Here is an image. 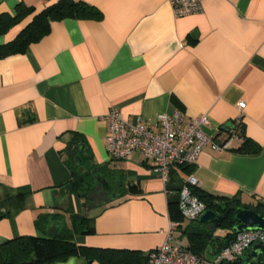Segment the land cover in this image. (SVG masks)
I'll list each match as a JSON object with an SVG mask.
<instances>
[{"label": "crops", "instance_id": "crops-1", "mask_svg": "<svg viewBox=\"0 0 264 264\" xmlns=\"http://www.w3.org/2000/svg\"><path fill=\"white\" fill-rule=\"evenodd\" d=\"M57 1L0 0V15L14 16L20 5L34 11L0 35V45ZM74 1L95 7L102 19L51 22L49 34L23 54L0 59V210L9 212L0 219V241L46 237L52 227L57 233L71 228L72 215H85L94 232L76 235L79 247L148 255L176 221L172 246L189 252L190 234L206 225L175 215L188 175L214 197L250 207L264 200V0H202L201 13L183 18L174 17L167 0ZM111 108L153 129L159 115L181 111L183 127L207 115L203 132L214 143H224L232 131L238 139L220 153L206 147L194 166H173L165 185L140 153L129 161L109 157L105 116ZM75 137L86 148L77 155L81 166L89 161L123 174V197L107 183L116 199L81 209L85 202L74 194L67 162ZM244 139L259 152L238 153ZM24 190L29 194L17 197ZM39 217L46 220L41 229ZM215 231V237L226 235ZM218 245L196 253L211 260ZM50 264L99 262L74 255Z\"/></svg>", "mask_w": 264, "mask_h": 264}, {"label": "trees", "instance_id": "trees-1", "mask_svg": "<svg viewBox=\"0 0 264 264\" xmlns=\"http://www.w3.org/2000/svg\"><path fill=\"white\" fill-rule=\"evenodd\" d=\"M33 12L32 8L20 5L16 8L14 16L0 15V35L6 34L10 28L19 24ZM67 18L99 21L102 19V13L95 7L81 1L58 0L37 13L31 22L11 42L0 45V59L11 55L23 54L31 44L39 42L49 34L51 22ZM240 128L237 129L239 134H241ZM80 142L82 143L83 141L75 137L72 144L76 146ZM83 146L85 147L84 143ZM72 149L73 147L69 145L67 162L74 169V194L88 204V196L94 190L96 185L95 176H97L101 177V180H104V177L108 178L109 189L123 197L125 191L123 174L110 171L105 165H94L80 174L77 171L78 167L75 166ZM237 152L242 154H257L259 147L251 143L249 139H244L243 144L237 149ZM192 192L205 204L206 211H212L222 217L223 221L218 230L226 232L224 238H219L214 235L216 231H208L204 227L201 231L190 234L187 251L199 257L196 251L203 249L205 246L214 245L215 242H218L219 250L224 247V242L228 238L229 232L236 224L234 219L235 210L242 207L243 204L239 199L214 197L199 191L198 188L193 189ZM28 194L29 192L24 190L17 197L20 198ZM254 208L257 209L259 214H264V200L258 202ZM8 215L9 212L0 210V219ZM175 215L181 217L178 209ZM72 218V227H63L55 236H25L0 242V264H50L64 261L74 255L84 256L88 261L96 260L99 264H146L148 255H142L140 252L99 250L77 246L74 242L76 235L92 234L94 230L91 223L92 219L87 216L72 215ZM45 224V217H39L35 221L37 229H41ZM241 261V259H238L227 264H242Z\"/></svg>", "mask_w": 264, "mask_h": 264}, {"label": "built area", "instance_id": "built-area-1", "mask_svg": "<svg viewBox=\"0 0 264 264\" xmlns=\"http://www.w3.org/2000/svg\"><path fill=\"white\" fill-rule=\"evenodd\" d=\"M175 18L196 15L202 11V0H167ZM238 103V109L244 108ZM183 113L175 111L172 115H159L157 128L153 129L139 117L125 118L116 108H111L105 116V146L111 159L129 161L134 153H140L145 160L154 163V172L163 184L170 180L173 166H194L202 151L210 147L220 153L229 150L238 134L232 131L222 144H216L203 132L208 124L207 115L191 119L183 127ZM199 186L193 175H188L178 192V210L186 221L198 220L206 211L193 189ZM176 221L169 223L163 244L150 252L146 264H227L244 257L254 245L264 247V232L246 231L238 234L226 249L219 250L213 259L199 258L189 252L172 246V235L179 228Z\"/></svg>", "mask_w": 264, "mask_h": 264}, {"label": "water", "instance_id": "water-1", "mask_svg": "<svg viewBox=\"0 0 264 264\" xmlns=\"http://www.w3.org/2000/svg\"><path fill=\"white\" fill-rule=\"evenodd\" d=\"M227 127L230 126L228 123ZM83 145H76L72 149L74 155L75 166L78 167V173H82L84 168H90L91 163L86 162L85 166H81V158L78 155L79 151H84ZM86 158V154H83ZM97 186H95L93 192L88 196V204H82L83 208L90 210L98 207L99 205H107L116 199L114 192L108 194V184L105 180L97 179ZM235 226L229 232V236L225 241L223 249H226L231 243L234 242L235 237L246 231H260L264 232V214H259L257 209L243 205L235 210L234 213ZM198 221L206 225L208 231L214 232L219 229L222 224V217L213 213L212 211H205V213L198 219ZM53 232L48 231L49 236H55L57 234V228L52 227ZM51 230V228H50ZM2 242V241H0ZM261 257V258H260ZM243 264H264V247L261 245H254L248 251H246L245 257L242 259Z\"/></svg>", "mask_w": 264, "mask_h": 264}, {"label": "rangeland", "instance_id": "rangeland-1", "mask_svg": "<svg viewBox=\"0 0 264 264\" xmlns=\"http://www.w3.org/2000/svg\"><path fill=\"white\" fill-rule=\"evenodd\" d=\"M77 171H78V170H77ZM95 179H96V181H97L98 177L95 176ZM81 209H82V210H85V211L87 212V209H86V208H83V207H82V204H81Z\"/></svg>", "mask_w": 264, "mask_h": 264}, {"label": "flooded vegetation", "instance_id": "flooded-vegetation-1", "mask_svg": "<svg viewBox=\"0 0 264 264\" xmlns=\"http://www.w3.org/2000/svg\"><path fill=\"white\" fill-rule=\"evenodd\" d=\"M107 193L110 194L111 192L109 190H107Z\"/></svg>", "mask_w": 264, "mask_h": 264}]
</instances>
